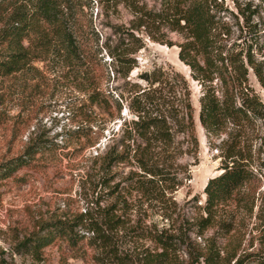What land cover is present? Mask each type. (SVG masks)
Returning <instances> with one entry per match:
<instances>
[{"label": "rangeland", "instance_id": "obj_1", "mask_svg": "<svg viewBox=\"0 0 264 264\" xmlns=\"http://www.w3.org/2000/svg\"><path fill=\"white\" fill-rule=\"evenodd\" d=\"M133 1L135 6L125 2L109 6L93 1L92 7H86L87 18L99 31L103 43L110 36L113 40L118 38L112 34L114 26H131L136 15L134 8L143 14L153 12L146 14L149 17L161 14L155 19H145L146 32L140 31L145 46L136 54L138 63L131 77L147 88L150 84L141 78L142 73L156 72L163 80L167 74L171 78L182 72L191 91L197 143L189 141L183 133H175L173 143L156 150L163 152L159 167L168 171L167 182L146 175L134 162H120L107 170L106 164L95 155H104L119 142L125 120L137 118L127 106L135 94L130 85H124L123 79L111 78L107 83L115 97L125 92L121 115L107 121L103 130L95 127L97 142L86 147L76 137L71 138V131L78 125L76 105L81 99L66 78L44 72L36 86L15 78L1 81L0 164L23 154L33 143L47 147L14 176L0 179L3 264H99L98 257L110 261L114 256L124 264H148L146 251L157 248L145 236L148 227L176 235L177 264H190L188 251H203L209 242L220 249L221 256L225 255L229 241L238 245L239 254L264 252V117L251 116L233 122L222 111L220 91L210 92L204 100L206 89L211 86L221 89L220 82L216 79L211 85L194 80L191 68L180 60L177 44L183 37L171 30L164 19L166 0ZM218 3L225 52L228 49L241 52L242 57L251 52L264 66V0H218ZM103 55L110 60L105 51ZM166 83L164 86L156 83L155 87L161 92L157 93L162 96L161 102L170 108L171 84ZM249 85L264 103V86L252 69ZM177 129L174 124L171 130ZM229 138L254 172L251 193L240 202L219 207L216 222L203 229L198 223L206 215L205 186L210 178L222 172L223 140ZM195 195L200 196L198 202L193 198ZM112 205L116 207L118 222L112 228L105 226L110 237L104 245L90 243L91 239L95 241V234L84 225L75 228L87 237L78 249L64 240L55 241L39 253L22 245L37 232L47 233L44 228L48 223L58 219L75 222L85 213L98 219L104 214L103 209ZM233 233L237 236H231ZM197 264L207 263L202 258Z\"/></svg>", "mask_w": 264, "mask_h": 264}, {"label": "trees", "instance_id": "obj_2", "mask_svg": "<svg viewBox=\"0 0 264 264\" xmlns=\"http://www.w3.org/2000/svg\"><path fill=\"white\" fill-rule=\"evenodd\" d=\"M93 1L98 0H0V82L15 78L26 85L33 83L36 86L40 84L44 72L66 78L81 99L76 105L78 125L71 131V138L76 137L86 147L97 142L95 127L103 130L107 121L121 115L125 92L115 97L107 83L111 78L123 79L124 85H130L132 94H135L127 106L137 118L125 120L119 142L110 146L104 155L97 154L94 158L102 159L107 170L120 162H134L146 175L167 182L170 177L168 171L159 167L163 152L156 150L173 143L175 133H183L189 141L197 143L194 106L186 76L178 71L175 76L170 78L167 74L162 80L156 72L153 75L142 73L141 78L150 84L147 88L131 77L138 63L136 54L145 46L140 34L142 29L146 32L145 19H155L161 14L149 17L146 14L153 12L143 14L134 8L136 15L131 26H114L112 34L118 38L113 40L110 36L102 43L99 31L87 18L86 7H92ZM99 1L109 6L121 2L136 5L133 0ZM166 6L164 19L169 22L171 30L183 37L177 44L179 58L191 68L192 78L211 85L216 79L220 82L221 89L213 86L206 89L204 100L211 95L210 92L215 94L220 91L222 111L233 122L251 116L264 117V103L249 85V70L252 69L264 86V66L255 60L251 52L243 57L241 52L234 53L230 49L225 52L218 0H166ZM104 51L110 60H105ZM166 82L171 84L170 108L161 102L162 96H157L160 90L155 87L156 83L164 86ZM174 124L178 127L176 132L171 130ZM223 142L222 172L210 178L204 190L206 215L198 223L203 229L216 222L219 207L232 201L240 202L251 193L254 172L250 162L230 138ZM46 148L33 143L23 154L0 164V179L14 176ZM193 198L198 202L200 196ZM115 209V205L105 207L104 214L98 219L90 213H85L75 222L58 219L46 224L44 230L47 233L42 235V232H37L31 241H24L22 245L39 253L55 241L64 240L78 249L87 238L75 231L79 225H84L95 234V241L91 239L90 243L96 245L101 242L104 245L110 237L105 226L112 228L118 222ZM148 228L150 232L147 231L145 236L154 241L157 248L146 251V262L177 264L176 235L165 229L152 231ZM231 236L237 235L233 233ZM220 252L216 245L209 242L203 251L189 250V262L197 264L203 258L207 264H230L232 261L234 264H264V252L239 254L238 245L231 241L225 255L221 256ZM98 259L99 264H124L117 256L110 261Z\"/></svg>", "mask_w": 264, "mask_h": 264}]
</instances>
